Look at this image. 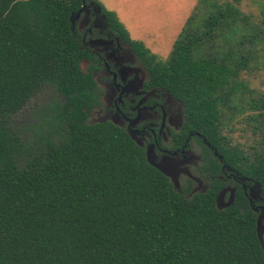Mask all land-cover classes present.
<instances>
[{
	"label": "trees",
	"instance_id": "obj_1",
	"mask_svg": "<svg viewBox=\"0 0 264 264\" xmlns=\"http://www.w3.org/2000/svg\"><path fill=\"white\" fill-rule=\"evenodd\" d=\"M257 4L253 15L242 0H198L165 60L101 8L183 104L188 126L264 194V91L243 78L264 67V0ZM81 6L0 0V264H264L240 189L226 209L216 206L219 185L189 197L124 129L88 122L95 83L71 23ZM45 90L58 96L61 138L34 147L15 116ZM238 120L256 136L248 149L226 134Z\"/></svg>",
	"mask_w": 264,
	"mask_h": 264
},
{
	"label": "flooded vegetation",
	"instance_id": "obj_2",
	"mask_svg": "<svg viewBox=\"0 0 264 264\" xmlns=\"http://www.w3.org/2000/svg\"><path fill=\"white\" fill-rule=\"evenodd\" d=\"M85 3L82 13L74 18L72 30L85 49L81 68L95 83L88 104V122H110L124 129L142 143L145 153L151 147L158 163L169 158L178 165L180 187L183 185L189 197L205 194L219 185L216 198L226 190L221 202L224 206L232 191L235 202L240 189L256 223L261 219L264 249L261 185L255 188L256 182L241 177L224 163L218 150L201 133L188 126L183 104L159 84L130 42L110 26L101 6L94 0Z\"/></svg>",
	"mask_w": 264,
	"mask_h": 264
},
{
	"label": "rangeland",
	"instance_id": "obj_3",
	"mask_svg": "<svg viewBox=\"0 0 264 264\" xmlns=\"http://www.w3.org/2000/svg\"><path fill=\"white\" fill-rule=\"evenodd\" d=\"M94 1L116 13L132 40L144 42L152 53L165 60L198 0ZM257 3L258 0H242V9L248 14L257 15ZM243 78L251 88L264 91V67L244 73ZM57 100L58 96L53 91L45 90L15 116V124L28 145L36 147L46 141L60 140L54 109ZM33 125H38V129L33 130ZM226 134L234 144L244 149L256 143V136L242 120L235 121Z\"/></svg>",
	"mask_w": 264,
	"mask_h": 264
},
{
	"label": "water",
	"instance_id": "obj_4",
	"mask_svg": "<svg viewBox=\"0 0 264 264\" xmlns=\"http://www.w3.org/2000/svg\"><path fill=\"white\" fill-rule=\"evenodd\" d=\"M82 2H83V8L80 9L78 12H74L71 15L72 29H73V24H74V18L76 16L80 15L86 6L85 0H82ZM131 139L137 145L142 146V143L137 141L134 137H131ZM221 158H222V156H221ZM146 159H147V162L151 166H153L154 168L159 170L161 173H163L165 176H167L171 180L175 189L177 191L181 192V187H180V182H179L178 165H175L169 158H164L161 163H158L156 155H155V153L151 147H148L146 149ZM258 186L260 187V184L256 183L254 187L256 188ZM225 192H226V190L221 191L216 198V206L218 209H224L225 207H230L234 202V195H233L234 191H232V194H231L228 202L224 206L221 205V202L225 196ZM256 225H257V234H258L260 243L262 244V238H261V232H260V230H261V219L260 218L257 220Z\"/></svg>",
	"mask_w": 264,
	"mask_h": 264
}]
</instances>
